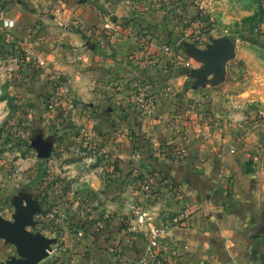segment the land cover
Instances as JSON below:
<instances>
[{"label": "crops", "instance_id": "obj_1", "mask_svg": "<svg viewBox=\"0 0 264 264\" xmlns=\"http://www.w3.org/2000/svg\"><path fill=\"white\" fill-rule=\"evenodd\" d=\"M58 3L52 16L56 26L46 28L52 30L55 41L49 43V33L47 39L36 36L35 49L49 47L54 53L55 44L61 48L48 59L52 60V69L60 68L71 86L76 87L78 107L83 113L94 112L91 118L83 115V122L139 126V134L150 142L140 151L146 164L139 171L163 172L182 193V199L175 201L165 186L157 185L156 214L158 210L165 215L168 210L190 211L186 226L171 227L162 234L161 247L167 251L173 240L185 244L187 249L179 253L181 264H264V129L256 127L252 123L254 116L245 113L251 99L264 102L259 88L229 85V77L234 74L229 68L224 69L221 81L209 75L199 86L189 71L203 64L182 56L181 50H176L171 61L161 46L181 42L178 34L185 21L181 9L173 16L169 6L154 2L152 10L135 15L123 3L111 7H95L88 0ZM5 19L17 27L14 19ZM106 23L118 29L117 41L107 43L103 30ZM124 24L128 33H121ZM76 26L92 28L95 35L87 39ZM204 38H199L200 43ZM151 58L157 60L154 66L149 63ZM182 61L191 69L182 68ZM141 87L153 98L150 112L136 108V88ZM193 108L206 121L202 125L190 120V126L185 120ZM173 120L178 124L176 128L170 125ZM177 137L185 140L186 152L181 161L174 163L161 154V149ZM26 187L18 186L20 196ZM133 197L128 199V205ZM124 199L117 198L119 207ZM81 203L91 205L86 198ZM97 204L99 201L93 205ZM100 206L90 207L82 217L86 223L84 239L73 242L65 253L68 261L60 264H137L145 260L147 238L138 233L129 241L123 226L132 218L123 216L121 209L108 212ZM160 221L155 218L156 223ZM113 243L119 245L120 259L109 251ZM0 249V254L10 251L1 243ZM43 263H49L47 258L38 264ZM166 263V257L161 255L146 264Z\"/></svg>", "mask_w": 264, "mask_h": 264}, {"label": "rangeland", "instance_id": "obj_2", "mask_svg": "<svg viewBox=\"0 0 264 264\" xmlns=\"http://www.w3.org/2000/svg\"><path fill=\"white\" fill-rule=\"evenodd\" d=\"M88 1L95 7L123 3L135 15L150 10L154 2L169 6L173 16L183 10L185 21L178 34L181 42L166 45L174 53L181 50L182 56L202 64L195 61L191 50H207L213 41L230 38L235 43V57L225 63V68L234 71L228 84L259 88L257 91L264 95V42L255 36L264 30V0ZM58 4V0H0V221L13 224L16 204L32 205L33 224L27 230L53 241L48 264L68 261L65 253L70 246L84 239L86 223L82 217L90 207L103 205L100 207L108 212L121 209L123 216L133 218L135 206L154 209L157 201V197L147 200L142 188L155 170L139 171L146 164L140 151L150 143L139 134V126L121 122L96 126L83 122V115L91 118L94 112L83 113L78 107L76 87L71 86L60 68L52 69V60L48 59V55H57L61 48L55 44L54 53L49 47L35 49L36 36L47 39L49 33V43L55 41L52 30L46 28L56 26L52 16L54 5ZM5 18L14 19L17 27L4 28ZM197 20L200 24H196ZM48 21H52L51 25ZM187 31L191 34L184 36ZM242 79L243 84L237 83ZM251 100L245 113L254 116L252 123L263 130L264 102ZM185 120L190 126L195 123L188 116ZM204 121L202 116L195 124L202 125ZM20 184L27 186L22 196L17 192ZM169 193L172 195L170 190ZM132 195L133 202L128 205ZM119 196L125 198L120 207L116 202ZM84 198L91 205H83ZM123 226L128 228L127 223ZM0 243L10 249L3 253L4 258L0 254V264H16L25 259L16 245L3 239Z\"/></svg>", "mask_w": 264, "mask_h": 264}, {"label": "built area", "instance_id": "obj_3", "mask_svg": "<svg viewBox=\"0 0 264 264\" xmlns=\"http://www.w3.org/2000/svg\"><path fill=\"white\" fill-rule=\"evenodd\" d=\"M196 24H200V20L196 21ZM2 25L4 28H11L13 26V21L11 20H6L4 19L2 22ZM87 28V32L91 37L95 35V30L92 28ZM103 30L106 33V41L107 43H112L117 41L118 39V34L119 31L118 29H112L107 23L103 25ZM128 28L127 25L124 24V29L122 30L121 33H128L127 32ZM191 34L190 32H184V36H188ZM257 36H264V30L259 31L255 35ZM26 52H29L28 49H25ZM162 51L169 55L171 57V61L174 60L175 58V53L169 46H164L162 48ZM174 64H177L176 61H173ZM39 63L42 64V61L39 60ZM149 63L151 65H155L157 63V60L154 58L149 59ZM184 63L183 66L181 67H188L189 65L187 62L182 61ZM135 103H136V108L140 112H150L152 109L153 105V100L152 98L143 92L141 88H136V93L134 97ZM191 106H193L191 104ZM195 109L193 108L192 112L189 114L190 119L192 121L199 122L201 120V114L197 111H194ZM170 125L172 128L177 127V122L175 120L170 122ZM169 145L173 146V162H179L181 161L186 152V143L183 138L177 137L176 140L171 139V141L168 143ZM155 177L154 175H150L148 178L145 179L144 185L142 186L144 190V195L147 200H154L157 197V188L155 187ZM166 184L173 185V187H166ZM158 185V184H157ZM156 185V186H157ZM159 185H163L166 188H168L175 201H179L182 199V193L179 187L172 182V180L169 177L164 178ZM134 208V207H133ZM159 213V212H158ZM156 214V211L152 209L151 207L147 206H135L133 210V218L128 224L127 228V233H128V239L131 241L134 237L135 234L138 233H143V235L147 238V246H146V256L145 260L141 261L140 263L137 264H146L148 261L149 262H154L158 259V257L161 258V255H164L166 257L167 263L166 264H181L179 260V253L181 249H187V246L185 244H182L178 241L173 240L172 241V246L170 249L165 251L161 247V241L163 239L162 234L168 230L171 227H184L186 226L191 214L190 211L187 208H182L176 212H171L167 211L166 215L164 212H161L159 214ZM157 215V216H156ZM158 217L160 218V222L156 223L155 218ZM119 245L116 243L111 244L109 247V251L111 253H114L119 259L122 257V252L118 249ZM50 254V252H49Z\"/></svg>", "mask_w": 264, "mask_h": 264}, {"label": "water", "instance_id": "obj_4", "mask_svg": "<svg viewBox=\"0 0 264 264\" xmlns=\"http://www.w3.org/2000/svg\"><path fill=\"white\" fill-rule=\"evenodd\" d=\"M190 54L202 67L190 70L189 74L196 79V85L202 86L209 75H213L217 82L221 81L225 73V63L235 57V43L228 37L213 41L207 50H191ZM15 222L13 224L0 221V239L16 245L25 256L16 264H38L46 259L53 241L27 230L33 224L34 210L29 203L16 204Z\"/></svg>", "mask_w": 264, "mask_h": 264}, {"label": "trees", "instance_id": "obj_5", "mask_svg": "<svg viewBox=\"0 0 264 264\" xmlns=\"http://www.w3.org/2000/svg\"><path fill=\"white\" fill-rule=\"evenodd\" d=\"M76 29H77V31H80L81 33H83L87 39L91 38V35L88 34L86 27L80 28L79 26H76ZM257 40L260 41V42H264V36H257ZM149 96L152 98L151 95H149ZM152 100H153V98H152ZM172 150H173V146H171L169 144H166V146H164V148L161 149V154L163 156L169 158V159H173ZM152 173H153V175L155 177V182L154 183H160L164 178L167 177V175H165L163 172L153 171ZM166 187H171L172 188L173 185L166 184Z\"/></svg>", "mask_w": 264, "mask_h": 264}]
</instances>
